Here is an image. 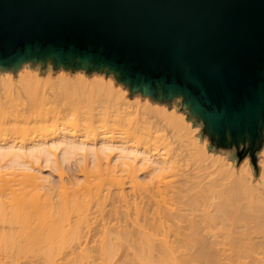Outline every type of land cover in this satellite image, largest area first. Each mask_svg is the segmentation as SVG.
I'll use <instances>...</instances> for the list:
<instances>
[{
	"label": "water",
	"instance_id": "95a60500",
	"mask_svg": "<svg viewBox=\"0 0 264 264\" xmlns=\"http://www.w3.org/2000/svg\"><path fill=\"white\" fill-rule=\"evenodd\" d=\"M112 73L181 99L217 147L264 138V0H0V70Z\"/></svg>",
	"mask_w": 264,
	"mask_h": 264
},
{
	"label": "rangeland",
	"instance_id": "374dc122",
	"mask_svg": "<svg viewBox=\"0 0 264 264\" xmlns=\"http://www.w3.org/2000/svg\"><path fill=\"white\" fill-rule=\"evenodd\" d=\"M28 69H29V71L31 73H34L36 75V80L38 82V85H41V87L44 90L45 89L47 90V91L45 90L47 95H48V97H49L47 100L43 99L42 101L39 100V102L37 101V99H34V100L31 99L30 100V97L28 98V95L27 96L24 95L23 92L22 93L20 92V95L18 97L14 96L15 93H16V90L19 89L18 88L19 86L17 87V85H18L17 78L22 73H24L26 70H28ZM4 78L6 80H2ZM68 80H71L72 83L75 86H78L82 81H84L85 84L87 83L89 85V89H91V91H92L90 96H89V98L88 99H84L82 94L86 95L85 91H84V93H81L80 89L76 91V92H78V94L74 92L73 93L74 95H73L71 93L73 95L72 97L70 96L71 94L68 95V96L66 95L67 96L66 97L65 96L66 93L65 94L61 93L59 95V93L61 91L59 93L55 92V90H56L55 85H57L58 83H61L62 81H68ZM99 85L101 87H103L104 90H106V93L100 94L102 92L99 91L98 88H97V86H99ZM0 92L2 94H3V92H5V94L10 96L9 98H0V142L1 143L8 142V141L9 142L10 141H15V142L29 141V140L33 139L36 135H37L36 137L42 136V137L49 138L55 132H57V131H54V130H57L59 127L61 128V126H59L61 124L63 126H66L67 130L69 131V129H71L70 126L73 123L74 116L78 115V116H80V118L84 119V121H82L83 122L82 123V125H83L82 128L80 126H78L79 128H81L80 131H79V128H78V132H80V134L84 133L87 136L89 135V137H94V136L98 137V135L101 136V134H102V136H103V134L104 135L105 134L106 135H113L114 137H118V138L120 137L124 142H126V145H128V146H131V147H134V148L143 149L144 151L146 150L148 153H151V154L152 153H159V154H162V156H164L166 158L167 157L171 158V161H172L171 162L172 163L171 167L174 169V172L171 169L170 172L172 171V173L170 174L169 170H166L165 172H163L164 174H162L163 177L161 176L162 180H160L161 177L160 178L157 177L159 179H156L155 175L152 176L156 172H154L153 174L151 173L152 175L147 173L148 169H146L144 167H142L141 169L139 167V169L136 171V175H137V177H136L137 180L136 181H138L140 183V185L138 186L139 187L138 192L141 193V195L143 194V191H144V195H146L147 197H148L147 194H149V195L153 194V193L155 194V192H153V190L154 191L156 190V187H158L156 185H157V183L159 181L160 182L158 184H160L159 185V186H161L160 188H162V189L164 188L165 191H166V194H167V192L169 194V192H172L173 189H174L175 195H173L171 193L172 197L176 196L173 199L177 198L176 201L177 202L179 201L178 203L177 202H174V203H175V205H177V204L181 205V206L177 205V207H179L178 208V212L180 213L179 214L180 217H179V215L177 217L180 220L177 217H175L174 218L175 222H176V219H178L181 224L183 223L184 225H186L185 227L189 226V228H190V229H187V231H186V228L184 229V227H183V230H182L181 228H178V224L176 225L174 223V220L172 221V225H173V223H174V225L170 226L171 224H169L168 226L171 227V228L176 226L177 227V228L175 227L176 229L175 228L170 229L169 227H167V229L169 228V230H170V232H169L164 226L165 222H164V225L162 224L163 225L162 228H160V226L157 224L158 221L157 222H155V221H156V219L158 220V217H157L158 214L156 213V211L158 210V211L161 212V210L164 209V206L162 205L163 204L162 202H160V203L158 202L160 207L162 205V209L160 210V209L157 208L156 211L152 212L153 211L152 207L154 205H153V202H152V205H151V202L149 201L150 202L149 205H151L152 207L149 208V206H145V207H142V209L147 207L146 209H149V210L151 209V210L149 212H147L148 210L146 211V209H145L144 210L145 213H143V214H140L139 210H140L141 207L139 206V208L137 210V213H139V215H140L139 217L144 215L143 218H140V219L141 220L145 219L143 221L147 220L146 223L144 222L145 224L143 223V226L145 227L144 230H146L149 226L150 227L152 226L153 230L154 229L156 230L155 231V233H156L155 235L156 236H153L154 234H150V231H149L150 227L146 231L148 233V235L150 234V236L152 235L156 239V240H154L155 242H157V239L159 240V238L162 239V237H164L165 235H166L165 237H167L168 239L170 237V241L173 239V235H174V240L177 237L176 241L174 242V240H173V242L177 246V248L175 250H177L178 252L174 250V251L170 252V253H172V255H170L169 252L167 253L169 256H167L165 254L162 255L163 257L166 256L168 258L170 256L171 257L173 256L174 259H173V257L172 258L170 257L169 258L170 260H169L168 258L164 257V260L160 261L163 258V257H160V258L156 259L157 260L156 261L157 264L158 263H160V264H170V261H172V260L175 261V258H177L176 259L177 262L176 261H175V263L171 262V264H176V263H178V264H191V263H193V264H201L202 263L203 264V262L200 263V261H198V260L202 259L201 257H200L201 259L197 260V257H196V259L194 257L192 258L193 253H191L190 255H187L188 251L190 253L192 248L194 249L193 245H196V243H198V241H196V243H194L195 241L193 242V239H194L195 235L199 236L201 238L202 235L200 236L198 234L199 233L201 234L200 230L202 228L203 229L201 231H203V232L204 231L206 232L208 229H210V232L211 231L215 232L214 235H216L219 239L218 238L215 239V236L213 235L214 236V240H215V242L217 240H220V242L218 241L219 243H221L224 240H226L227 239L226 237L230 238L231 234L227 233V231H229V230L230 231H232V230L234 231L236 226H239V225L240 226L237 227L238 229L237 228L235 229V231H237L236 234H235V231H234V234H233V231H232V234L235 236V238L238 237V235H240L238 231H240V229L242 228V224L244 222L240 223L241 220L239 218L238 219L237 218L236 219L233 218V215H232L231 219L232 220L234 219L232 221V223L234 224L235 221L237 223H235L236 226L234 225L235 228H234L233 224H232V226H230L229 222L231 220L229 219L230 216L228 215L229 213L226 210V208L228 209V206L226 208L224 207V209L226 210V211H224L222 206L220 207V205H219V203H221V202L218 201L217 199H219V200L221 199L222 202L224 201V199H222L221 196H223V195L225 196V194H224L225 191H226L225 187L228 186L227 183L229 184V182H230L229 179H231L233 176L234 177L238 176V175H236V172H238L239 170H243L244 168H249L250 169V171H249L250 173H248V175L246 174L248 176L246 180H249L247 184H249V185L245 184L246 181H243V180L242 181H243L244 184L242 183V185H241V184L237 183L238 186H236L237 184H233V183L230 182L231 184H233V187H234V188H232V186L230 184V188L233 189L232 192L235 193L234 192L235 190L237 192V190L240 189L239 188L240 186H241V189L244 190L243 189V185H244V188L247 189L248 187L250 188L253 184H255V185H253V186H255V188L253 190L256 189V192L258 191L257 188H260V187L262 188V185H260V187H259L258 183H253V182H256V180L258 182L259 177H260V176L258 177V174L259 175L261 174L260 173V171H261L260 168L263 166V163H264V138H263L262 142L260 143V145L254 150L252 158L250 156V153L248 151H243L242 148H238L237 149L235 146H230V147H226V148L217 147L213 143V141L210 139V137L204 132L202 123L199 120H197L195 117L190 115L189 112L186 109L182 108L181 99L180 98H174L171 101H158V100L150 98L148 96H144V95H142L139 92L131 93L129 91L128 87L125 86L123 83L118 82L115 79V77L113 76L112 73L97 72V71L86 72L84 69L72 70V69H63L61 67L58 68V69H54L50 63H48L44 67H42L40 63H37V64L24 63L20 68H18L15 71L14 70H0ZM54 93H56L57 95H55ZM89 93H90V91H89ZM87 100H88V102H87ZM53 108H55V109L57 108V109H59L61 111L59 120L56 122L57 125H56V123L50 125V123H45L44 122V123H41L40 125H38L34 130H31V129H28L23 124L13 121V116L14 115H18L19 116L20 113L22 111H24V109H28V112H30V113L28 114V112H27L26 114H28L29 116L32 117V116H35L36 114L37 115L38 114H44V113L48 112L47 110H50V109H53ZM172 113L180 114V115H182L184 117V124L186 125V131H183V130L179 131L178 130L176 132H173L170 129V127L164 125V117L170 116ZM11 116H12V119L9 121L10 123L8 124L7 122H5V120L8 117H11ZM99 117H101V118H99ZM118 121H123L122 124L123 123L126 124L125 127L127 129L129 127L130 129H128V131H124L123 130L124 126L118 125ZM56 126H59V127H56ZM74 129H75V127L73 128V130ZM73 130H71V131H73ZM76 130L77 129L74 130V133L77 132ZM71 131H69V132H71ZM77 133H75V134H77ZM84 134H82V135H84ZM193 141L196 142L198 145H201L202 147H204V149L206 151V153H205L206 155L203 156L204 160H202L203 158H201V156H200L201 160H199L195 156L196 154L194 155L195 151L193 150V147L191 145V143ZM53 151H54V153L51 156L49 155V160H46V159L43 160L44 159V155H43V157L39 156V158H36V160L35 159H33V160L31 159V163H32L31 165H33V168L36 169L35 172L38 171V172H36V175L40 179L39 182L40 181L43 182L42 185H44V186L41 189L42 190L44 189V192L47 191L48 192V193L46 192L47 194L50 193L49 196L52 197V199L54 201H57V199H58L59 202H60V199L62 198L61 195L66 193V192L69 195H71L70 193H72L73 189H78L79 188V192L78 193L84 192L85 189H84L83 186L86 183L88 176H87V178L85 177L84 163L82 162V158H79V157H81L79 154L73 155L72 157H69V158L65 159L64 161H62V157L60 155V151L56 150V149H54ZM111 154L114 156L113 152ZM192 156H194V157H192ZM6 158H4L3 160H0V165L1 166L3 164L7 163L5 161ZM219 159H220V161H219ZM112 160L114 162V159H112ZM55 161H57L59 163V164L57 162L55 163V164H58L57 166L54 164ZM114 163H116V162H114ZM217 163L221 164L223 167H221V165L219 166ZM91 164L92 163L89 162L88 169H91V167H92ZM243 164H244V166H243ZM216 165H217V167H216ZM108 166H107V169H108ZM231 166L235 170V172L233 173L234 175L231 174L232 177L231 176H226L229 173V169H230ZM238 166H240V167H238ZM2 167H0V168L2 170H4V171L10 170L8 167H5V166L3 168ZM4 168H6V170ZM115 168H117V170L119 169L117 166ZM115 168H114V171H115ZM220 168H223L224 170L226 169V172H228V173H226L223 170L226 173L225 174L223 172L225 174V176H224V174H222V175L220 174L221 175V177H220V175L216 174L215 176H217V175L219 176V177H215L214 180L216 182L210 181L211 179H213V176H214L215 172L218 173V171H219V172L222 173V169H220ZM227 169H228V171H227ZM33 172H34V170H33ZM118 172H119V170L117 171V174L119 176L120 175H124V174L126 175V172H124V171L122 173H120V172L118 173ZM174 173L176 175V176H174L175 179L173 177ZM115 174H116V172H115ZM89 175H91V174H89ZM125 175H124V177L122 176V179H124V178L125 179L121 180L123 182L125 181L124 184H122V186L124 187L123 188L124 189L123 192L125 193V199H123V197L122 198L119 197L120 200H118V197H114V198H116V200L114 199L115 200L114 206H116V209H115L114 206L112 207V204H113L112 200L111 199L109 200V198H106L105 200L100 199L98 202H96L97 200H95V201L93 200V202L91 203V204H93V206H90L91 208L87 209L88 211H86L85 209L84 210L82 209L83 211H85V212H83L81 210L82 213H85L83 215H85V220L87 221L84 224H90V225H88V228L90 227L89 229L87 227H85V228H87V230L90 231V229L93 230V227H94L95 234L94 233L93 234L96 235L95 236L96 238H98L100 233H102V230L99 231L100 233L97 232L98 229H99L98 227H100V225H102L103 227L105 226L104 224H101L102 222H106L105 223L106 226H107V224L110 226L113 223H119L120 222L118 229L122 230V231H124L126 229V233L125 234H124V232H121L120 234H118L116 231H114V232L117 233L116 234L117 236H115V237H114L115 233H112V236H113L112 239H115L116 243L120 242L119 243L120 245L116 244L114 241H113L115 243L114 246H112L110 244V246L113 247V249L111 248L110 250L114 251V254L112 255V258L110 257L112 252L110 254L109 251H107V250H109L110 246H109V248H107V250L103 249L104 251H102L101 249H100L101 251L100 250H96L95 249L96 247L94 248V247L91 246V244H96L95 240H98L93 235H92V237H94L95 239L93 238L94 239L93 241H92V239H90L91 241L88 242L85 239V237H83L81 239V236H79L80 239L78 237H76V239H74V238L72 239V237H73L72 235L66 234V235H69L71 239L69 237H68L69 239L65 238L66 242H64L62 245L60 244L59 245L60 247L58 245H56V242L59 239L58 237H57L58 239H56V240L54 239L55 237H52V240L55 241V243H54L55 245L52 243V240L50 241V238H49L48 241H50L51 246L52 245L54 247L56 246L55 248L52 247L54 250L50 247V245H47L49 243V242H47V240H46L47 244L43 243L42 241H44V240L41 241L40 240L41 237H37L41 241V243H38V244L37 243L34 244L35 243L34 240L30 239V240H33V241H30V243L33 242V244H34V248H33V247L30 246V244H28L29 242L27 243V241H29L28 240L29 238L26 239L27 240L26 241L24 239V237L21 238V236H20V238H19L20 241L18 239L17 240L10 239L9 243L6 246L3 244V243H5V241L0 242V264H49V263H51V264H84V263L85 264H118V262H119V264H135V262L136 263L140 262L139 264H143V262H141V257L143 258L142 261H144V262L148 261L149 259H147V258L149 256L146 253H144V251H142L141 246H139L140 243H141L140 240L143 238V237H141L142 234L140 233L141 231L139 229H143V228L140 227L142 225L139 224L141 222L139 219H138V221H140L139 223H137L138 221L136 222V225L134 223V221H136L137 218L135 217L136 213H134L135 211L133 212V207H132L133 203H134V200H133V197H132L133 190L131 189V186H132L131 184L132 183L129 181V177H127L128 180L126 179ZM229 175H230V173H229ZM226 177L229 178V179H227ZM153 178L156 179V180H154ZM180 178H181V180H180ZM245 178H246V176H245ZM91 179H92L91 183H94L95 181L93 179H96V178L93 177V175H92V178L89 177L88 180L90 181ZM182 180H184V181H182ZM225 180L228 181V182H225ZM168 181L172 185H170V183ZM186 181H187L186 188L185 187L180 188V191L182 193L180 191H179V193H176L177 190L174 188V186L175 187H178V186L182 187V185L184 186V182H186ZM42 182H40V186H42L41 185ZM177 182L179 184L178 186H177ZM223 182L226 185H224V184L222 185ZM104 183H105V187L102 186L104 189L105 188H110L111 190L112 189L114 190L117 187V186H114V185H112L111 183H108V182H104ZM189 183H190L189 186H192L191 185L192 183H193V185L195 184V189L193 188V186H192V188L188 187ZM215 183H216V185H215ZM250 183H253V184L251 185ZM152 184H154L156 187L154 185H152ZM198 184H200V185H198ZM151 185H152V187H151ZM0 186H1V181H0ZM196 186H198V187H196ZM245 186H247V187H245ZM169 187H171V188H169ZM200 187H202L203 189L200 188ZM190 188L193 189V190H191ZM261 188H260V190H261ZM242 190H238V191H240V193H242L243 192ZM94 191H95V188L94 187L91 188V192H94ZM147 191H149V193H147ZM200 191H203V192H200ZM138 192H136V193L139 194ZM186 192H188V193H186ZM215 192H217V195L219 193H221L222 195L219 194L218 195L219 198H217V195H215L216 194ZM222 192H224V193H222ZM157 193L155 194L156 197H159L160 195L163 197V193L162 194L160 192H159L160 194H157ZM180 193H181V195H180ZM194 193H195V195L197 193L198 198L195 195L194 196L192 195V197H194V198L196 197L197 199H200V200H197L198 202H196V200H195V202H194L193 198H192L191 201H193L194 203L190 204L189 203L190 200H189L188 203H184L183 200H187V197H191L190 194H194ZM199 193L201 194L200 197L198 195ZM202 193H204V194L202 195ZM166 194H165V197H166ZM227 194L229 195V190H228ZM144 195L142 196L143 198H144ZM227 196H225V197H227ZM152 197L153 196H151V198L148 197L149 200L151 199V201H153L154 199L152 200ZM162 197H160L161 200H160V198H158V199L160 201H163ZM165 197H163V198H165ZM167 197L169 199L168 200L169 204H167L168 201H165V200H167L166 199ZM167 197L164 200L165 202H167L166 205H169L168 207L174 208V206H175V205L173 206L174 203L173 202L170 203V201H172V198L170 199V195L169 196L167 195ZM225 197H223V198H225ZM146 198H144L142 200L146 202ZM153 198H155V197H153ZM155 199L158 200L157 198H155ZM216 201H218L219 203L216 202ZM109 202L111 204V207H110ZM137 202H135V203H137ZM215 202L218 203V204H216ZM58 203H56V204H58ZM127 203H128V205H127ZM195 203H196V205H195ZM171 204H172V206H171ZM159 205H158V207H159ZM192 205L194 207L193 210H192V208H193ZM215 205H217L218 207L222 208V210L224 211V212L222 211L224 215L227 212L226 215L224 216V219H227V221L228 220H230V221L229 222H226L225 220H223V221L226 222L228 227H226L225 222L224 223L219 222L220 220L222 221V219H218L217 217H215L214 214L212 215L213 212L216 213V211H217L216 208H214ZM182 206H183V209H181ZM199 207H201V208L197 209ZM218 207H217V209L221 210ZM184 208H185V212H184L185 214L183 215L182 212L184 211ZM60 209H62V208H60ZM69 209L70 208H67V212H66L67 213V218L65 220L62 219L63 222H61L63 227H64V229L67 228V226H68V224L70 222H73V220H76V218H77V217H75V214L72 213V211L70 212ZM203 210H204V212L202 213ZM62 211H63V209H62ZM113 211L114 212L116 211V212L114 213ZM200 212H201L202 216H201ZM218 212L219 211H217V213ZM123 213L124 214L126 213L128 215V218H127V216H125L126 214L123 215V218H122L121 216H122ZM217 213H216V216H218L220 214L223 215L221 212H220V214H217ZM68 215H69V217H68ZM114 215H116V216H114ZM210 215H211V217L214 216L215 219L211 218ZM195 216H196V218L198 216L197 219H198V221L200 220L199 223L196 220ZM228 216H229V218H225V217H228ZM116 217H118V219H115ZM181 217H182V219H181ZM192 217L195 218V221H194V219L191 220V221L194 222V224L192 225L193 222L192 223L190 222V224L187 225V222L190 221L189 218H192ZM100 218L104 219V221H102ZM219 218H220V216H219ZM221 218H223V217H221ZM119 219L120 220L122 219V222L119 221ZM128 219H130V221L126 222V220H128ZM133 219H135V220H133ZM166 220L165 221L167 223L169 218L166 219ZM178 220H177V222H178ZM181 220H182V222H181ZM117 221H119V222H117ZM152 221H154V224H152ZM196 221H197V223H196ZM129 222H131V223H129ZM216 222H217V224H216ZM1 223L2 222L0 221V224ZM168 223H171V221L168 222ZM221 223L225 225V228L231 227V229H228L227 231H222V230H224V228L222 229V227H224V226L223 225L221 226L220 225ZM8 224H10V226L5 227V229H3V231H0V233L1 232L4 233L7 230H8V232H10L9 229L12 231V233L13 232L15 233V231L17 233L19 231L20 227H18L17 223L13 222V224H12V222H10ZM146 224H148L149 226L146 225ZM200 224L204 225V226L203 227L202 226L195 227L196 230L194 228L191 229V225L192 226H194V225L199 226ZM102 226H101L100 229H102ZM134 226H137V227H134ZM138 226H139V229H138ZM179 226H183V225H179ZM133 227L135 229L136 228L138 229V231L136 230V233L140 231L139 233L141 235L138 233V236L141 237L140 240H139L140 237L138 238V236L136 235V233L134 231L135 229ZM163 227H164V231H163V233H161L162 230H163ZM204 227L207 228V229L204 230ZM218 227L221 228V231H220V229ZM85 228L83 230H85ZM158 228H160L161 232H158V230H159ZM197 228H199V229L201 228V229L199 230ZM165 229L168 232L165 231ZM181 230L184 233H182L180 235L177 234V232L178 233L182 232ZM189 230L190 231L193 230L192 233L188 232ZM197 230H199L198 234L194 233V231L197 232ZM152 231H151V233H152ZM175 231H177V232H175ZM8 232H6V233H8ZM92 232H94V231H91L90 234H92ZM157 232L160 235L157 234ZM164 232L165 233L167 232V234L164 235ZM213 232H211V233L213 234ZM225 232L227 233V235H226ZM96 233H98L99 235L96 234ZM153 233H154V231H153ZM168 233H169V235H168ZM173 233H175V234H173ZM190 233H191L192 236L190 235ZM204 233H202V234H204ZM207 233H208V231H207ZM66 235H65V237H67ZM87 235H89V234H87ZM170 235H172V238H171ZM208 235L212 236L209 233H208ZM233 235H231L230 239L234 238ZM1 236H0V238H1ZM179 236H181L180 237L181 239L178 238ZM221 236H222V238H221ZM61 237L62 236H60V238ZM116 237L118 239H116ZM121 237H123V238H121ZM190 237L191 238L193 237L192 241H191ZM199 237H198V239H199ZM31 238H33V237H31ZM184 238H185V240H184ZM83 239H85L87 241L86 243H88V245L90 244L92 249L88 248V246H86V245H85L86 249L84 248L85 247L84 246L85 242H84ZM122 239H124V242H123ZM76 240H78V241H76ZM180 240H183V241H180ZM186 240H188V241H186ZM221 240H223V241H221ZM227 240H229V239H227ZM190 241H191V244H189V246H190L191 250L188 247V243ZM18 242H20L21 244L22 243L25 244L26 247H23L25 245H23V244L21 245ZM176 242L177 243L181 242L182 245L179 246L178 245L179 243L177 244ZM182 242L185 244L184 245L185 247L183 246ZM228 242L230 243L231 241H228ZM228 242H226V244ZM232 242H234L235 244H233ZM232 242L230 243L231 244L230 247H233L234 245H236V242L234 240ZM171 243H169V244H171ZM229 243H228V245H229ZM200 244H201V242H200ZM221 244H219V246ZM80 245H81V249L83 251L80 249ZM175 245L173 243L171 244L172 247H174ZM217 245H218V243H217ZM48 246H49V248H48ZM93 246H96V245H93ZM198 246L201 248L200 245H198ZM219 246H217V247L219 248ZM18 247H19V249H18ZM21 247H23V248L20 249ZM45 247H47V248H45ZM118 247H120V248H118ZM182 247H183V249H182ZM235 247L237 248V246H234V248H231V249H235ZM244 247L245 248H244L243 253L241 251L242 247L241 248L239 247L240 248L239 249L240 253L238 251L237 252L240 255L239 254L238 255L241 257L242 261H244V260L245 261H248V260L250 261L251 257H249L248 254L251 255V253L246 252L248 250L245 251L246 246L244 245ZM31 248H32V250H30ZM196 248L198 249V247H196ZM224 248H226V247H223V249ZM16 249H18V250H16ZM70 249H73L74 252L72 250H70ZM90 249L93 250V253H92V251ZM97 249H99L98 248V241H97ZM135 249H136V251H133ZM173 249H171V250H173ZM185 249H187V250H185ZM23 250H25V251H23ZM95 250L98 251V252L97 253L94 252ZM129 250H131L132 252L129 251ZM242 250H243V248H242ZM48 251H50L51 253H49ZM77 251H78V254H77ZM185 251H187V252H185ZM227 251H226V253H227ZM233 251H236V250H232V252ZM99 252L102 253V254L100 255ZM107 252H108L109 256H107ZM182 252H184L186 254L183 253V256H182ZM196 252H199V250L196 251ZM222 252L223 251H221V253ZM244 252H246V253H244ZM47 253H48V255H47ZM85 253H86V255H85ZM134 253H136V255ZM223 253H225V252H223ZM98 254L100 256H98ZM242 254H243L244 258H243V256H241ZM103 255H105L106 260H105ZM132 255L135 257V259H136V257H139V258H137L135 260ZM198 255H196V256H198ZM238 255L236 256V253H235V256L238 257V259H239ZM187 256H188V258H186ZM79 257H82V259L79 258ZM99 257H101V258H99ZM231 257H234V256L232 255ZM231 257H229V258L231 259ZM184 258H185V261H184ZM133 259H134L135 262L133 261ZM138 259H140V260H138ZM165 259H167L168 261L166 260V262H165ZM223 259H224V257H223ZM234 259H233V261H235ZM189 260H190V262L188 263ZM193 260H195L194 261L195 263L192 262ZM241 260L239 261L240 263H241ZM150 261H153V259L151 257H150ZM223 261H225V260H223ZM227 261H225V262L227 263ZM156 262H154V263H156ZM230 262L232 263V261H230ZM239 262H238V264H239ZM154 263L152 262L151 264H154ZM145 264H150V263H148V262L146 263L145 262Z\"/></svg>",
	"mask_w": 264,
	"mask_h": 264
},
{
	"label": "bare ground",
	"instance_id": "6f19581e",
	"mask_svg": "<svg viewBox=\"0 0 264 264\" xmlns=\"http://www.w3.org/2000/svg\"><path fill=\"white\" fill-rule=\"evenodd\" d=\"M24 72V71H23ZM2 80H6L5 78L4 79H2ZM17 81H18V85H17V87L19 88V89H17L16 90V93H15V97H18L19 95H20V92L22 93H24V95H28V98L30 97V100L31 99H37V101L39 102V100L40 101H42L43 99L44 100H47L49 97H48V95H47V93H46V91L41 87V85H38V82H37V80H36V75L34 74V73H31L30 71H29V69L28 70H26L24 73H22L18 78H17ZM55 88H56V90H55V92H57V93H59L60 91V93H59V95L61 94V93H66L65 94V96L67 95H70L71 93L73 94L74 92L75 93H77L78 94V92H76L77 90H81V93H84V91H85V94L86 95H83L82 94V96L84 97V99H88L89 98V96H90V94H91V89H89V85L86 83H84V81H82L78 86H75L73 83H72V81L71 80H68V81H62L61 83H58L57 85H55ZM97 88H98V90L99 91H101L102 93H100V94H104V93H106V90H104L103 89V87H101L100 85L99 86H97ZM83 90V91H82ZM89 91H90V93H89ZM5 92H3V94L0 92V98H9L10 96H8L7 94H5ZM55 95H57L56 93H54ZM70 95L71 97L74 95ZM88 94V95H87ZM54 96V95H53ZM66 96V97H67ZM67 99V98H66ZM36 101V100H35ZM87 102H88V100H87ZM48 112H46V113H44V114H36L35 116H29L28 114L30 113V112H28V109H24V111H22L21 113H20V115L18 116V115H12L13 116V121L14 122H18V123H21V124H23L24 126H26L28 129H31V130H34L38 125H40L41 123H50V125H52V124H55L58 120H59V117H60V114H61V111L59 110V109H55V108H53V109H50V110H47ZM28 112V114H26ZM32 115V114H31ZM12 116L11 117H8L6 120H5V122H7L8 124L10 123L9 121L12 119ZM20 117V118H19ZM19 118V119H18ZM99 118H101V117H99ZM82 121H84V119H82V118H80V116H78V115H75L74 116V118H73V123H72V125L70 126L71 127V129H69V131H71V130H73V128L75 127V129H77L76 131L78 132V126H80L81 128H82ZM122 122L123 121H118V125H120V126H124L123 128V130L124 131H128V129H130L129 127H128V129L125 127L126 126V124H122ZM49 125V124H48ZM56 125H57V123H56ZM164 125L165 126H168V127H170V129L173 131V132H176V131H180V130H183V131H186V125L184 124V117L182 116V115H180V114H176V113H172L170 116H166V117H164ZM59 126H61V128L59 127ZM59 126H56V127H59L57 130H54V131H57V132H55L51 137H49V138H46V137H42V136H39V137H34L33 139H31V140H29V141H19V142H15V141H8V142H4V143H1L0 142V160H3L4 158H6L5 159V161L7 162V163H5V164H3L5 167H8L10 170H6V168H4L6 171H4V170H2L1 168H0V181H1V186H0V221L2 222L1 224H0V231H3V229H5V227H8V226H10V224H8V223H10V222H12V224H13V222H15V223H17L18 224V227H20L19 228V231L16 233V231H15V233L13 232L12 233V231L9 229V231L10 232H8V230L6 231V232H8V233H6V232H1L0 233V236H1V238H0V242H3V241H5V243H3L5 246L9 243V240L10 239H15V240H19L20 241V236H21V238L22 237H24V239L26 240V239H28L29 241H27V243L28 244H30V246L31 247H33L34 248V244H38V243H41V241L42 240H44V241H42L43 243H46L47 244V242H49L47 245H50V247L52 248V247H54L53 245L51 246V244H50V241L52 240V237H55L54 239L56 240V239H58V241L56 242V245H62L64 242H66L65 240V238H70V236L69 235H66V234H70V235H72L73 237H72V239L74 238V239H76V237H78L79 239H80V237L79 236H81V239L83 238V237H85V239L89 242V241H91L90 239H92V241L96 238L95 236L96 235H94L95 234V230H94V227H93V230H91L90 229V231L89 230H87V228H88V225H90V224H84V223H86L87 221L85 220V215H83V214H85V213H82V211L85 209L86 211H88L87 209H90L91 207L90 206H93V204H91L92 202H93V200L95 201V200H97L96 202H98L100 199H102V200H105L106 198H109V200L111 199L112 200V202H113V204H112V207L114 206V202H115V200H116V198H114V197H118V200H120L119 199V197H123V199H125V193L123 192L124 191V187L122 186V184H124V182L123 181H121V180H124V179H122V176L124 177V175H118L117 174V171L119 170V172L120 173H122L123 171L124 172H126V175H125V177H126V179H127V177H129V181L132 183L131 185V189L133 190V192H132V197H133V200H134V203H133V212L134 213H136V221H134V223H135V225H136V222L138 221V219L141 221H138L137 223H139V224H141L142 226H140V227H142L143 229H139V226H138V229L141 231H139L141 234H142V236L141 237H143L142 239H141V237L140 236H138V233L139 232H137L136 233V230L138 231V229L136 228H134V227H137V226H134L133 228L135 229L134 231H135V233H136V235L138 236V238H139V240L141 241V243H140V245L139 246H141V248H142V251H144V253H146L148 256V258L147 259H149L148 261H145L146 263L148 262V263H154V262H156L157 260V258H160V257H163L162 255H167V256H169L167 253L169 252V254L170 255H172V253H170L171 251H174L176 248H177V246L175 245V241H176V238H175V240H174V235H173V239L170 241V237H169V239L167 238V237H165L166 235L165 234H167V232L169 231L170 232V230H169V228L170 229H173V228H175L176 226H174L173 228H171V227H169L168 225L169 224H171L170 226H173L174 225V223L177 225L178 224V228H181L182 230H183V227H184V229L186 228V231H187V229H190L189 228V226L188 227H185L186 225H184L183 223L181 224L180 222H179V218L177 217L180 213L178 212V208L179 207H177V203L179 202H177L176 201V199L177 198H175V199H173L174 197H176V196H173L172 197V194L173 195H175V193H174V189H173V191L172 192H169V194H168V192H167V194H166V191H165V189L163 188H160L161 186H159L160 184H158L157 183V185L156 186H158V187H156L154 184H152V185H154L155 187H156V190L154 191L153 190V192H155V194L157 193V194H162L163 193V197H165V194H166V197H167V195L169 196L170 195V199L172 198V201H170V203H174V202H177L176 204L177 205H175V203L173 204V206H174V208H172V207H168L169 205H166V203L167 202H165V201H168L169 199H168V197L166 198L167 200H165V198H163L161 195L159 196V197H156L155 196V194L153 193V194H150L151 196H153V197H155V198H160V197H162V199H163V201H160L161 200V198H160V200L158 199V200H156L155 198H153L152 197V200L153 201H151V199L149 200V198L148 197H150L151 198V196L149 195V194H147L148 195V197L146 196V195H144V191H143V194L141 195V193H139L138 192V189H139V185H140V183L138 182V181H136L137 179H136V177H137V175H136V171L139 169V167H140V169L142 168V167H144V168H146V169H148V171H147V173H149V174H153L154 172H156V173H154L152 176H156V179H159L161 176L163 177V175L162 174H164L163 172H165L166 170H169V172H170V170L172 169L173 170V172H174V169L171 167L172 166V161H171V158L170 157H164V156H162V154H159V153H148L146 150L144 151L143 149H139V148H134V147H131V146H128V145H126V142H124L120 137L118 138V137H114L113 135H104L103 134V136H102V134H101V136H99L98 135V137H96V136H94V137H89V135L87 136L86 134H84V133H81L80 134V132H75V133H77V134H75L74 133V130L73 131H71V132H69L68 130H67V127L66 126H63L62 124L61 125H59ZM81 128H79V131L81 130ZM121 128V127H120ZM56 129V128H55ZM73 132V133H72ZM82 134H84V135H82ZM191 145H192V147H193V150L195 151H193L194 152V155L197 157V159H199V160H201L200 159V156H201V158H203V156L204 155H206L205 153H206V151H205V149H204V147H202L201 145H198L196 142H192L191 143ZM196 145V146H195ZM54 149H56V150H59L60 151V155H61V157H62V161H64L65 159H67V158H69V157H72L73 155H77V154H79L81 157H79V158H82V162L84 163V173H85V177L87 178V176H88V178H87V181H86V183L84 184V189H85V191L84 192H81V193H78L79 192V188L78 189H73V191H72V193H70L71 195H69L67 192L66 193H64V194H62L61 196H62V198L60 199V202H59V200L57 199V201L59 202H57V201H54L53 199H52V197H50L49 196V194H47L48 192L47 191H45L44 192V189L42 190L41 188L44 186V185H42L43 184V182L42 181H40V182H42L41 183V185L42 186H40V182H39V178H38V176L36 175V172H38V171H36L35 172V170L36 169H34L33 168V165H31L32 163H31V159L33 160V159H35L36 160V158H39V156H42L43 157V155H44V159L43 160H49V155L51 156L53 153H54ZM113 152V154H114V156L111 154ZM114 157H112V156ZM192 157H194V156H192ZM112 159H114V162H116V163H114L113 162V160ZM9 160V161H8ZM56 160V159H55ZM116 160V161H115ZM196 160V159H195ZM202 160H204V158L202 159ZM61 161V160H60ZM59 161V162H60ZM197 161V160H196ZM213 161V160H212ZM219 161H220V159H219ZM218 161V162H219ZM57 161H55L54 162V164L56 163ZM89 162H91L92 164H91V169H88V164H89ZM200 162V161H199ZM214 162V161H213ZM217 162V161H216ZM222 162V161H221ZM220 162V163H221ZM225 162V161H224ZM58 163V162H57ZM212 163V162H211ZM59 164V163H58ZM58 164H55L56 166L58 165ZM113 164V165H112ZM116 164V165H115ZM171 164V165H170ZM219 166L222 164H219V163H217ZM226 164V163H225ZM2 165V166H3ZM104 165V166H103ZM109 165V166H108ZM206 165V164H205ZM212 165V164H211ZM1 165H0V167H2ZM3 166V167H4ZM107 166H108V169H107ZM112 166V167H111ZM117 166L119 169L117 170V168H115V167ZM218 166V167H219ZM243 166H244V164H243ZM2 167V168H3ZM203 167V166H202ZM216 167H217V165H216ZM221 167H223L222 165H221ZM232 167V166H231ZM230 167V169H229V173H230V175H229V173L228 172H226V169L224 170L223 168H220V169H222V173L221 172H219L218 171V173L217 172H215L214 170V176H213V179H211L210 181H212V182H216L214 179H215V177H219L218 175H222V174H224L225 172L226 173H228L226 176H231V174H233L234 172H235V170H234V168L232 167L231 168ZM238 167H240V166H238ZM242 167V166H241ZM106 168V169H105ZM112 168V169H111ZM114 168H115V171H114ZM243 168V167H242ZM217 169V168H216ZM228 169H227V171H228ZM33 170H34V172H33ZM112 170V171H111ZM225 172H224V171ZM237 170V169H236ZM260 175L258 174V177H259V180H258V182H257V180H256V182H253V183H258V185H259V187H260V185H262V188H261V190H260V188H257V192H256V189L255 190H253L254 188H255V186H253V185H255V184H253V183H250L252 186L249 188H244V185H243V189L244 190H242L241 189V186L239 187L240 189H238V190H242L243 192L242 193H240V191H238L237 190V192H236V190L234 191L235 193H233L232 191H233V189L232 188H234L233 187V184H241L242 185V183H243V181H246L245 182V184H247L248 183V181L249 180H246L247 179V175H248V173H250L249 171H250V169L249 168H244L243 170H239L238 172H236V175H238V176H231L232 178L231 179H229V178H227V179H229L230 180V182L231 183H233V184H231L230 182H229V184L227 183V187H225V190L227 191H225L224 189V191H225V193L224 192H222V193H224L225 194V196H227L228 194V190H229V195L227 196V197H225L224 195L223 196H221L222 197V199H224V201L222 202V200L220 199H217L218 201H220L221 203H219L218 201H216V202H218L219 203V205H220V207L222 206V208H223V210L224 211H228V215L230 216V218H229V216L228 217H225V218H229L230 220H228L227 221V219H224V216L226 215V213H225V215L223 214V210H222V208H220V207H218L217 205H215V207L214 208H216V210L217 211H219L218 213H217V211H216V213L217 214H220V212L223 214V215H218V216H216V213H212V215L214 214L215 215V217H217L218 219H222V221L220 220L219 222H222V223H224L225 221L226 222H229L230 223V226H232V221L234 220H232L231 218H232V215H233V218H239L241 221H240V223H243L242 224V228L240 229V231H238L239 232V234L240 235H238V237H236L235 238V236L233 235L234 234V231H235V229L237 228V227H239V226H236V224L235 223H237L236 221H235V223L233 224V226L235 225L236 226V228H235V226H234V231H233V234H232V231H227L228 229H231V227H229V228H225V225L224 224H220L221 226L223 225L224 227H222V229L224 228V230H222V231H227V233H229V234H231V235H233L234 236V238H232V239H230L231 238V235H230V238H228V237H226L227 239H229V240H227L226 238V240H221V241H223V242H221V243H219L220 242V240H217L216 242H215V240H214V236H215V239L216 238H218L216 235H214V233L215 232H213V231H211V232H213V234L210 232V229H208L207 231H208V233L209 234H211L212 236H210V235H208V233H207V231L204 233L203 231H201L199 228H197V229H199L200 230V232H201V234L199 233L198 234V232H199V230H197V232H195L194 231V233H196V234H198V235H202L201 236V238L199 237V236H196L195 235V237H194V239H193V237L191 238V241H192V239H193V242L194 243H196V241H198V243H196V245H193L194 246V249L192 248V250H191V248H190V246H189V244H191V241L188 243V247H189V249L192 251H190V253H189V251H188V253H187V255H190L191 253H193V256H192V258L194 257L195 259H196V257H197V260L198 259H201V260H198V261H200V263L201 262H203V264L205 263V264H238V262L241 260V257L239 256L240 254V248L242 247L243 248V250H242V248H241V251H242V253H243V251H244V245L246 246V249H245V251L246 250H248V251H246V252H248V253H251V255L250 254H248L249 255V257H251V260L249 261H242L241 260V263L239 262V264H264V163H263V166L260 168ZM194 171V170H193ZM115 172H116V174H115ZM118 172V173H119ZM224 172V173H223ZM114 173V174H113ZM172 173V171L170 172V174ZM177 173V172H176ZM225 173V174H226ZM89 174H91V175H89ZM167 174V173H166ZM186 174V173H185ZM216 174H218L217 176H215ZM225 174H224V176H225ZM247 174V175H246ZM92 175H93V177H95L96 179H93L95 182L94 183H91V181H92V179L89 181L88 179H89V177L90 178H92ZM195 175V174H194ZM213 175V174H212ZM221 175H220V177H221ZM234 175V174H233ZM174 176H176L175 175V173H174V175H173V177ZM182 176V175H181ZM223 176V177H224ZM245 176H246V178H245ZM157 177H159V178H157ZM162 177L160 178V180H162ZM178 177V176H177ZM152 178V177H151ZM155 178V177H154ZM153 178V179H154ZM182 178V177H181ZM181 178H180V180H181ZM156 179H154V180H156ZM172 179V178H171ZM170 179V180H171ZM174 179H175V177H174ZM192 179V178H191ZM218 179V178H217ZM250 179V178H249ZM42 180V179H41ZM128 180V179H127ZM153 180V181H154ZM186 180V179H185ZM219 180V179H218ZM221 180V179H220ZM223 180V179H222ZM243 180V181H242ZM158 181V180H157ZM156 181V182H157ZM174 181V180H173ZM172 181V182H173ZM177 181V180H176ZM182 181H184V180H182ZM181 181V182H182ZM104 182H108V183H111L112 185H114V186H117L114 190L112 189H110V188H103V187H105V183ZM123 182V183H122ZM162 182V181H161ZM167 182V181H166ZM169 182V181H168ZM220 182V181H219ZM225 182H228V181H226L225 180ZM170 183V182H169ZM174 183V182H173ZM261 183V184H260ZM104 184V185H103ZM224 184V182L222 183V185ZM230 184H231V186H232V188H230ZM238 184L236 185V186H238ZM244 184V183H243ZM152 185H151V187H152ZM170 185H172L171 183H170ZM179 184H178V182H177V186H178ZM181 185V184H180ZM190 185V183L188 184V187H191L192 188V186H193V188L195 189V184L193 185V183L191 184L192 186H189ZM198 185H200V184H198ZM215 185H216V183H215ZM224 185H226V184H224ZM247 185H249V184H247ZM103 186V187H102ZM122 186V187H121ZM186 186H187V181L186 182H184V186L182 185V187L180 186H178V187H175L174 186V188L177 190L176 191V193H179V191H180V188H183V187H185L186 188ZM221 186V185H220ZM95 188V191L94 192H91V188ZM196 187H198V186H196ZM224 187V186H223ZM245 187H247V186H245ZM258 187V186H257ZM167 188V187H166ZM169 188H171V187H169ZM190 188V189H191ZM200 188H202V187H200ZM238 188V187H237ZM236 188V189H237ZM143 189V188H142ZM155 189V188H154ZM179 189V190H178ZM189 189V188H188ZM187 189V190H188ZM203 189V188H202ZM232 189V190H231ZM42 190V191H41ZM145 190V189H144ZM169 190V189H168ZM167 190V191H168ZM191 190H193V189H191ZM201 190V189H200ZM231 190V191H230ZM189 191V190H188ZM196 191V190H195ZM216 191V190H215ZM47 192V193H46ZM136 192H138L139 194H137ZM146 192V191H145ZM160 192V193H159ZM165 192V193H164ZM181 192V191H180ZM200 192H203V191H200ZM239 192V193H238ZM147 193H149V191H147ZM172 193V194H171ZM182 193V192H181ZM181 193H180V195H181ZM186 193H188V192H186ZM198 193V192H197ZM197 193H196V195H195V193L194 194H190L191 195V197H187V200H183L184 201V203H188L189 202V200H190V204L191 203H194L195 202V200H196V202H198L197 200H200V199H197L198 198V196H197ZM216 194L215 195H217V192H215ZM204 193H202V195H203ZM219 194H221V193H219ZM218 194V195H219ZM227 194V195H226ZM144 195V198H146V202L145 201H143L142 199H144L142 196ZM177 195V194H176ZM179 195V194H178ZM192 195L194 196H197V198L195 197H192ZM199 195V197L201 196V194L199 193L198 194ZM218 195H217V198H219L218 197ZM222 195V194H221ZM146 196V197H145ZM205 197V196H204ZM223 197H225V198H223ZM60 198V197H59ZM193 198V201H191V199ZM115 199V200H114ZM139 201H138V200ZM122 201V200H121ZM138 201V202H137ZM151 202V205H152V202H153V207L151 206V205H149V203ZM207 201V200H206ZM111 202V203H112ZM135 202H137V203H135ZM148 202V203H147ZM158 202L160 203V202H162L163 204V206H164V209H162V205H161V207H160V205L158 204ZM182 202V201H181ZM215 202V203H216ZM56 203H58V204H56ZM126 203V202H125ZM165 203V204H164ZM214 203V204H215ZM218 203H216V204H218ZM109 204H110V202H109ZM140 204V205H139ZM159 205V207H158V205ZM167 204H169V201H168V203ZM189 204V205H190ZM202 204V203H201ZM127 205H128V203H127ZM195 205H196V203H195ZM226 205V206H225ZM139 206L141 207L140 208V214H143V213H145V209L147 208H144V209H142V207H145V206H149V208H151L152 207V209H153V211L152 212H154V211H156V209L158 208V209H162L161 210V212L160 211H156V213L158 214H156L157 215V217H158V220L156 219V221L155 222H157V224L160 226V228H162V226L164 225V222H165V228L167 229V227H169L167 230L165 229V231H167L166 233L164 232V237H162V239H160L159 238V240L157 239V242H155L154 240H156L153 236H156L155 234V229L153 230V227L151 226H149L148 224H146V225H148L149 227H150V234H154L153 236L151 235L150 236V234L148 235V233L146 232L147 231V229L149 228H147L146 230H144V226H143V223L145 222H147V220L146 221H143V220H145V219H140V218H143V216H141V217H139L140 215H139V213H137V210H138V208H139ZM171 206H172V204H171ZM178 206H181V205H178ZM188 206V205H187ZM213 206V205H212ZM218 208H220L221 210H219V209H217V207ZM228 206V209L226 208ZM110 207H111V204H110ZM115 207V209H116V206H114ZM129 207V206H128ZM176 207V208H175ZM186 207V206H185ZM192 207H193V205H192ZM224 207L226 208V210L224 209ZM60 208H62L63 209V211H62V209H60ZM67 208H70L69 210H70V212L72 211V213L73 214H75V217H77L76 218V220H73V222H70L69 224H68V226H67V228H65L64 229V227H63V225H62V223L61 222H63V220L62 219H66L67 218ZM201 207H199V208H197V209H200ZM83 209V210H82ZM112 209V208H111ZM135 209V210H134ZM142 209V210H141ZM181 209H183V206L181 207ZM180 209V210H181ZM194 209V207L192 208V210ZM212 209V208H211ZM82 210V211H81ZM148 210V211H147ZM151 210V209H150ZM149 209H146V211L147 212H149L150 211ZM117 211V210H116ZM115 211V212H116ZM142 211V212H141ZM144 211V212H143ZM223 211V212H222ZM81 212V213H80ZM83 212H85V211H83ZM114 212V211H113ZM114 212V213H115ZM185 212V208H184V211L182 212L183 213V215L185 214L184 213ZM204 212V210L202 211V213ZM69 214V213H68ZM126 214V213H125ZM124 213L122 214V218H123V215H125ZM138 214V215H137ZM189 214V213H188ZM200 214H201V212H200ZM114 216H116V215H114ZM125 216H127V218H128V215L126 214ZM201 216H202V214H201ZM219 216H220V218H219ZM68 217H69V215H68ZM101 217V216H100ZM119 217V216H118ZM118 217H116L115 219H118ZM130 217V216H129ZM175 217H177L178 219H176V222H175ZM179 217H180V215H179ZM210 217H211V215H210ZM221 217H223V218H221ZM169 218V220L171 221V223H168V222H170L169 220H168V222L166 223V219H168ZM173 218V219H172ZM195 218H196V216H195ZM195 218H189V222H187V225H189L190 224V222L192 223L193 221H191L192 219H194V221H195ZM197 218H198V216H197ZM196 218V220L198 221V219ZM211 218H213V219H215L214 218V216H212ZM102 221H104V219H102V218H100ZM131 219V218H130ZM130 219H128V220H126V222L127 221H130ZM135 219H133V220H135ZM181 219H182V217H181ZM203 219V218H202ZM124 220V219H123ZM132 220V219H131ZM166 220V221H165ZM174 220V223H173V225H172V221ZM177 220H178V222H177ZM188 220V219H187ZM223 220H225V221H223ZM119 221H121L122 222V219L120 220L119 219ZM119 221H117V222H119ZM125 221V220H124ZM197 221H196V223H197ZM200 221V220H199ZM199 221H198V223H199ZM238 221V220H237ZM181 222H182V220H181ZM218 222V221H217ZM217 222H216V224H217ZM226 222H225V224H226ZM239 222V221H238ZM90 223V222H89ZM106 222H102L101 224H104L105 226L103 227L102 225H100V227H98L99 229H98V233H100L99 231H101L102 230V233H100V235L98 234V233H96V234H98L99 236H98V238H96V239H98V240H95V242H96V244H91V246L92 247H96L95 249L96 250H102V251H104L103 249H106L107 250V248H109V246H110V244L112 245V246H114L115 245V243H116V241H115V239H112L113 238V236H112V233H115V235H114V237L115 236H117L116 234L118 233V234H120L121 232H124V234L126 233V229L124 230V231H122V230H119L118 229V227H119V223H113V224H111L110 226L107 224V226H106V224H105ZM125 223V222H124ZM129 223H131V222H129ZM144 223V224H145ZM239 223V224H240ZM152 224H154V221H152ZM163 224V225H162ZM194 224V222L192 223V225ZM83 225V226H82ZM85 225V226H84ZM121 225V224H120ZM138 225V224H137ZM167 225V226H166ZM179 225H183V226H179ZM191 225V229L192 228H194L195 230H196V228L195 227H200V226H204V225H199V226H197V225H194V226H192ZM94 226V225H93ZM97 226V225H96ZM95 226V227H96ZM101 226H102V229H100L101 228ZM109 226V227H108ZM132 226V225H131ZM85 227H87V228H85ZM92 227V226H91ZM214 227V226H213ZM220 227V226H219ZM218 227V228H219ZM226 227H228V225L226 224ZM85 228V230H83ZM90 228V227H89ZM88 228V229H89ZM97 228V227H96ZM160 228H158L159 230H160ZM177 228V227H176ZM175 228V229H176ZM157 229V230H158ZM174 229V230H175ZM193 229V230H194ZM207 228H205L204 227V230H206ZM220 229V231H221V228H219ZM238 229V228H237ZM243 229V230H242ZM88 232H87V231ZM154 231V233H153V231ZM158 230V232H161V230L159 231ZM181 230V231H182ZM193 230H189L188 232H191L192 233V231ZM68 231V232H67ZM91 231H94V232H92V234H90L91 233ZM114 231H116V232H114ZM144 233H143V232ZM148 231V232H149ZM151 231H152V233H151ZM163 231H164V227H163V230H162V232L161 233H163ZM185 231V230H184ZM157 232V234H159ZM175 232H177V231H175ZM231 232V233H230ZM236 232L237 231H235V234H236ZM94 233V234H93ZM139 233V234H140ZM147 233V234H146ZM182 233H184L183 231L182 232H177V234H182ZM186 233V232H185ZM191 233H190V235H191ZM193 233V234H194ZM202 233H204V234H202ZM207 233V234H206ZM226 233V232H225ZM227 233H226V235H227ZM87 234H89V235H87ZM140 234V235H141ZM173 234H175V233H173ZM65 235L67 236V237H65ZM92 235L95 237H92ZM102 235V236H101ZM146 237H145V236ZM160 235V234H159ZM163 235V234H162ZM168 235H169V233H168ZM189 235V236H190ZM214 235V236H213ZM60 236H62L61 238H60ZM171 236V238H172V235H170ZM177 236V235H176ZM183 236V235H182ZM188 236V237H189ZM192 236V235H191ZM31 237H33V238H31ZM37 237H41L40 238V240L37 238ZM58 237V238H57ZM92 237V238H91ZM120 237V236H119ZM181 236H179L178 238H180ZM184 237V236H183ZM186 237V236H185ZM198 237H199V239H198ZM36 240H35V239ZM48 238V239H47ZM49 238H50V241H48L49 240ZM68 238V239H69ZM77 238V239H78ZM94 238V239H93ZM121 238H123V237H121ZM137 238V239H138ZM154 238V239H153ZM164 238V239H163ZM187 238V237H186ZM221 238H222V236H221ZM30 239H33L34 240V244H33V242H31L30 243V241H33V240H30ZM71 239V238H70ZM78 239V240H79ZM85 239H83L84 240V246L86 245V246H88V248H91V246H90V244L88 245V243H86L87 241L85 240ZM116 239H118L117 237H116ZM120 239V238H119ZM136 239V238H135ZM181 239V238H180ZM188 239V238H187ZM197 239V240H196ZM213 239V240H212ZM219 239V238H218ZM2 240V241H1ZM23 240V239H22ZM24 240V241H25ZM46 240H47V242H46ZM78 240H76V241H78ZM123 240V242H124V239H122ZM134 240V239H133ZM173 240H174V242H173ZM184 240H185V238H184ZM201 240V241H200ZM235 241L236 242V245H234V246H237V248L235 247V249H231V248H234V246L233 247H230L231 246V242L232 241ZM12 241V240H11ZM25 241V242H26ZM63 241V242H62ZM72 241V240H71ZM80 241V240H79ZM97 241H98V248L99 249H97ZM115 243H114V242ZM169 241V242H168ZM180 241H183V240H180ZM186 241H188V240H186ZM219 241V242H218ZM228 241H231L230 243L228 242ZM22 242V241H21ZM60 242V243H59ZM62 242V243H61ZM118 242V241H117ZM122 242V241H121ZM175 245L174 247H172L171 246V244L172 243ZM200 242H201V244H200ZM225 242V243H224ZM226 242H228L229 243V245H228V243L226 244ZM11 243V242H10ZM18 243H20V242H18ZM52 243L54 244L55 243V241L54 240H52ZM58 243V244H57ZM80 243V242H79ZM92 243V242H91ZM120 243V242H119ZM119 243H116V244H118V245H120ZM169 243H171V244H169ZM177 243V242H176ZM179 243V242H178ZM177 243V244H178ZM183 243V242H182ZM193 243V244H194ZM217 243H218V245H217ZM233 244H235L234 242H232ZM21 244V243H20ZM23 244V243H22ZM21 244V245H22ZM27 244V245H28ZM45 244V245H46ZM76 244V243H75ZM219 244H221L220 246H219ZM20 245V246H21ZM23 245H25V244H23ZM41 245V244H40ZM46 245V246H47ZM55 245V244H54ZM83 245V244H82ZM93 245H96V246H93ZM125 245V244H124ZM123 245V246H124ZM179 246L180 245H182L181 244V242L178 244ZM185 244L183 243V246H184ZM198 245H200L201 246V248L198 246ZM223 245V246H222ZM241 245V246H240ZM243 245V246H242ZM13 246V245H12ZM29 246V247H30ZM86 246L84 247L85 249H86ZM90 246V247H89ZM216 246V247H215ZM217 246H219V248L217 247ZM228 246V247H227ZM240 248H239V247ZM23 247H26V245L25 246H23ZM23 247H21L20 249H22ZM56 247V246H55ZM54 247V248H55ZM60 247V246H59ZM79 247V246H78ZM122 247V246H121ZM185 247V246H184ZM196 247H198V249L196 248ZM223 247H226V248H224L223 249ZM17 248V247H16ZM42 248V247H41ZM45 248H47V247H45ZM44 248V249H45ZM48 248H49V246H48ZM113 249V247H111L110 246V248H109V250H107V251H109V253L111 254V252H112V254H111V258H112V255L114 254V251H111L110 249ZM118 248H120V247H118ZM174 248V249H173ZM228 248V249H227ZM18 249H19V247H18ZM18 249H16V250H18ZM25 249V248H24ZM53 249V248H52ZM80 249H81V245H80ZM84 249V250H85ZM92 249V248H91ZM90 249V250H91ZM124 249V248H123ZM171 249H173V250H171ZM182 249H183V247H182ZM188 249V250H189ZM197 249V250H196ZM221 249V250H220ZM28 250V249H27ZM30 250H32V248L30 249ZM47 250V249H46ZM51 250V249H50ZM54 250V249H53ZM70 250H72L73 251V249H70ZM75 250V249H74ZM82 250V249H81ZM89 250V251H90ZM94 251V252H98V251ZM100 250V251H101ZM185 250H187V249H185ZM199 250V252H196V251H198ZM201 250V251H200ZM227 251V253H226V251ZM232 250H236V251H233L232 252ZM21 251V250H20ZM23 251H25V250H23ZM52 251V250H51ZM83 251V250H82ZM92 251V253H93V250H91ZM117 251V250H116ZM129 251H131V250H129ZM133 251H136V249L135 250H133ZM175 251H177V250H175ZM194 251V252H193ZM221 251H223V252H225V253H221ZM239 253H238V252ZM18 252V251H17ZM28 252V251H27ZM49 253H51L50 251H48ZM71 252V251H70ZM74 252V251H73ZM106 252V251H105ZM132 252V251H131ZM178 252V251H177ZM180 252V251H179ZM185 252H187V251H185ZM246 252H244V253H246ZM22 253V252H21ZM53 253V252H52ZM76 253V252H75ZM127 253V252H126ZM183 253L184 252H182V256H183ZM196 253V254H195ZM199 255H198V254ZM235 253H236V256L238 255L239 256V259H238V257H236L235 256ZM72 254V253H71ZM77 254H78V251H77ZM91 254V253H90ZM99 254L101 255L102 253H100L99 252ZM98 254V256H100ZM104 254V253H103ZM135 255H136V253H134ZM184 254H186V253H184ZM223 254V255H222ZM230 254V255H229ZM47 255H48V253H47ZM85 255H86V253H85ZM94 255V254H93ZM97 255V254H96ZM106 255V254H105ZM105 255H103L104 256V258H105ZM123 255V254H122ZM196 255H198V256H196ZM224 257V259H223V257ZM234 256V257H231V256ZM50 256V255H49ZM79 256V255H78ZM89 256V255H88ZM107 256H109V254H108V252H107ZM106 256V257H107ZM126 256V255H125ZM133 256V255H132ZM131 256V257H132ZM142 256V255H141ZM140 256V257H141ZM176 256V255H175ZM241 256H243V254L241 255ZM85 257V256H84ZM83 257V258H84ZM87 257V256H86ZM94 257V256H93ZM134 257V256H133ZM132 257V258H133ZM144 257V256H143ZM150 257L153 259V261H150ZM165 258H168V257H166V256H164ZM164 257L162 258V260H160V261H163L164 260ZM171 257V256H170ZM169 257V258H170ZM173 257V256H172ZM171 257V258H172ZM201 257V258H200ZM229 257H231V259L229 258ZM246 257V256H245ZM79 258H81L82 259V257H79ZM89 258V257H88ZM99 258H101V257H99ZM109 258V257H108ZM124 258V257H123ZM137 258H139V257H136V259ZM168 258V259H169ZM186 258H188V256L186 257ZM235 258V259H234ZM243 258H244V256H243ZM134 259H135V257H134ZM134 259H133V261H134ZM135 259V260H136ZM142 257H141V262H143V264H145V262L144 261H142ZM146 259V258H145ZM146 259V260H147ZM173 259H174V257H173ZM177 258H175V261L177 262V260H176ZM182 259V258H181ZM233 259L235 260V261H233ZM103 260V259H102ZM105 260H106V258H105ZM104 260V261H105ZM121 260V259H120ZM138 260H140V259H138ZM159 260V259H158ZM166 260L167 259H165V262H166ZM170 260V259H169ZM172 260V259H171ZM192 260V259H191ZM196 260V261H197ZM223 260H225V261H232V263L229 261H227V263L225 262V261H223ZM238 260V261H237ZM168 261V260H167ZM175 261L174 260H172V261H170V264H171V262H174L175 263ZM180 261V260H179ZM183 261V260H182ZM184 261H185V258H184ZM195 260H193L192 262H194ZM222 261V262H221ZM237 261V262H236ZM48 262V261H47ZM103 262V261H102ZM135 262V261H134ZM190 262V260L188 261V263ZM221 262V263H220ZM235 262V263H234ZM88 263V262H87ZM138 264L140 263V262H137ZM136 262H135V264H137ZM164 263V262H163ZM169 263V262H168ZM195 263V262H194ZM199 263V262H198ZM49 264H51V263H49ZM85 264V263H84ZM118 264H119V262H118ZM154 264H157V262L156 263H154ZM158 264H160V263H158ZM176 264H178V263H176ZM191 264H193V263H191ZM202 264V263H201Z\"/></svg>",
	"mask_w": 264,
	"mask_h": 264
}]
</instances>
